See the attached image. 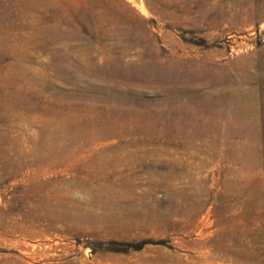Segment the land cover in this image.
Masks as SVG:
<instances>
[{"label": "rangeland", "instance_id": "obj_1", "mask_svg": "<svg viewBox=\"0 0 264 264\" xmlns=\"http://www.w3.org/2000/svg\"><path fill=\"white\" fill-rule=\"evenodd\" d=\"M0 264H264V0H0Z\"/></svg>", "mask_w": 264, "mask_h": 264}, {"label": "bare ground", "instance_id": "obj_2", "mask_svg": "<svg viewBox=\"0 0 264 264\" xmlns=\"http://www.w3.org/2000/svg\"><path fill=\"white\" fill-rule=\"evenodd\" d=\"M42 244V243H41ZM42 246V245H41ZM44 246V245H43ZM34 247H37V248H40L39 246H35V244L34 245H30V248L31 249H28V251L26 252V254L28 255V257H34L35 256V254H37L38 252L36 251L37 250V248H34ZM36 249V250H35ZM43 250V249H42ZM86 252V251H85ZM223 253H225V252H223Z\"/></svg>", "mask_w": 264, "mask_h": 264}, {"label": "trees", "instance_id": "obj_3", "mask_svg": "<svg viewBox=\"0 0 264 264\" xmlns=\"http://www.w3.org/2000/svg\"><path fill=\"white\" fill-rule=\"evenodd\" d=\"M141 243H142V242H137V243L132 244L131 246H132L133 248H138V247L141 245Z\"/></svg>", "mask_w": 264, "mask_h": 264}]
</instances>
